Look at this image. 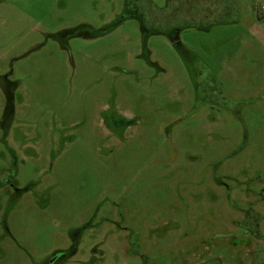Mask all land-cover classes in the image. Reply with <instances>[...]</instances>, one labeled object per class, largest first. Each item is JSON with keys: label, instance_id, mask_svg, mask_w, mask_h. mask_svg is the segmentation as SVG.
I'll use <instances>...</instances> for the list:
<instances>
[{"label": "rangeland", "instance_id": "1", "mask_svg": "<svg viewBox=\"0 0 264 264\" xmlns=\"http://www.w3.org/2000/svg\"><path fill=\"white\" fill-rule=\"evenodd\" d=\"M129 5L153 64L123 0H0L16 149L0 141V166L18 189L0 190V264H250L264 248V0ZM176 25L184 56L160 33ZM115 113L134 123L109 129Z\"/></svg>", "mask_w": 264, "mask_h": 264}, {"label": "flooded vegetation", "instance_id": "2", "mask_svg": "<svg viewBox=\"0 0 264 264\" xmlns=\"http://www.w3.org/2000/svg\"><path fill=\"white\" fill-rule=\"evenodd\" d=\"M123 3H124V0H123ZM122 10H123V6H122ZM145 17H146V15L143 14L141 16H135L134 18H136V20L140 23L141 28H143V33L141 35V43H142L141 49H142V52H143V54H145V56L147 58V63L148 64H153V62L150 61V50H149V48L147 46V43H146L147 42V37H148L147 36L148 35V31H150L151 28H147L146 27V25L144 23L145 22ZM185 62H187L186 59H185ZM186 64L188 65V62ZM191 77H192V80H193L194 79V74H191ZM202 93H203V96L204 97L206 95H208L209 94V88H207V89L204 88V90L202 91ZM107 119H108L107 121H108L109 125L111 126V128H109V129H113L115 131L119 130L120 133L123 132L125 129H127V127L130 124H133L134 123V121H133L134 118H132V117L131 118L130 117H126L123 114H119V113H115L113 115H108L107 116ZM3 130H5V132H3V136H2V139L0 141L6 147V151L7 152L9 151V152L15 153L16 152V149L15 148H11V145L9 146V144L7 143V139H8V141H10V139L7 138V135L10 133L11 123L9 124L7 122V124L4 126ZM112 133L114 134V132H112ZM25 144L26 143L24 142L22 145H25ZM0 155H2L3 158L5 157V153L3 151H0ZM5 161L7 162V160H5ZM7 168L8 167H6V166H3V167L0 166V190L2 189V186H4L6 189H8V187L11 186L15 191H17L18 190L17 187L13 184L12 181H9V180H11V177L10 176L12 174H10V175L7 174V172H8ZM8 193H10V191H8ZM64 254L65 253H59L58 255H56L54 257V259H58L59 257H63V256H65ZM68 259L69 258H67V260Z\"/></svg>", "mask_w": 264, "mask_h": 264}, {"label": "trees", "instance_id": "3", "mask_svg": "<svg viewBox=\"0 0 264 264\" xmlns=\"http://www.w3.org/2000/svg\"><path fill=\"white\" fill-rule=\"evenodd\" d=\"M166 2H167V0H166ZM217 2V1H216ZM215 2V3H216ZM218 3V2H217ZM216 3V4H217ZM130 1L129 0H124V3H123V10H122V16L124 15V16H128V17H130V18H134L135 16H141V15H143L144 13H140L139 11H137L136 9H133V11H132V8L130 7ZM135 12H136V14H135ZM145 15V14H144ZM227 20H223L222 22L224 23V22H226ZM203 25V24H202ZM184 27H178L177 25L176 26H174L173 28H171V30L170 31H168V32H163V31H160V33H163L164 35H166L168 38H169V41L171 42V44L176 48V50L180 53V49H182V45L179 43V41H178V35H177V32L179 31V30H181V29H183ZM196 28H198V29H201L202 28V26H201V24H199L198 26H196ZM154 32V29L153 30H151V32L150 33H153ZM155 31L157 32L158 30L157 29H155ZM180 55L181 56H184V54H181L180 53ZM245 213H244V218H246V220L247 221H250V224L252 225H254V226H256V223H253V222H256V221H254L252 218H254L255 220H256V216L255 215H253L252 214V212H250V210L247 208V209H245V211H244ZM235 223L237 224V226H241V225H243V226H245V231L249 234V235H251V236H253V237H257V238H259L260 237V233H258V230L256 229V230H253V229H251L250 227H249V222H248V224H245L244 225V223L242 222V221H235ZM262 239H264V237L262 238ZM263 253H264V248L263 249H261L260 251H258V253L256 254V259H257V262H251L250 264H263V263H259V260L261 259V257H262V255H263ZM198 264H222L221 263V261L219 260V258H216V257H213V258H211V259H207V260H205V261H202V262H200V263H198Z\"/></svg>", "mask_w": 264, "mask_h": 264}]
</instances>
